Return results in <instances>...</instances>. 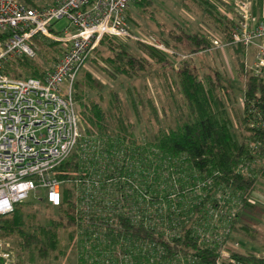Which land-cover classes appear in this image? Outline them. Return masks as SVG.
Segmentation results:
<instances>
[{
  "label": "trees",
  "instance_id": "1",
  "mask_svg": "<svg viewBox=\"0 0 264 264\" xmlns=\"http://www.w3.org/2000/svg\"><path fill=\"white\" fill-rule=\"evenodd\" d=\"M134 3L146 6V9L143 7L144 11L148 10L149 17H153L152 11L147 8L150 6V0H134ZM188 3L213 18L222 38L230 42L233 28L231 20L220 14L208 0H180L183 7ZM33 6L39 7L35 4ZM175 26L176 28L170 27L167 31L160 29L158 32V38L166 46L177 49L184 45L190 55L210 48L209 39L205 34L188 31L178 24ZM6 35V32H0V40ZM38 35L40 34L34 35L32 39ZM105 40L102 45H106L110 50V55L105 58L110 69L107 70L109 75L132 77L145 73L153 65L170 67L169 57L164 52L147 47L141 51V43L136 44L137 52H134L125 43H107L108 39ZM230 47L235 54L238 78H245L242 107L236 110L232 108L235 95L220 83L217 72L213 77L205 75L200 78L190 58L182 60L179 68L175 69L176 80L173 84L185 101L187 115L176 118L173 125H159L152 134L153 142H147L153 147L148 151L136 140L133 121L122 115L120 99L114 90L109 92L106 108H102L99 101L89 98L88 101H83L78 98L81 107L80 111H76L81 132L105 137L108 158L113 163L107 171H95L96 175L105 178L101 182L111 178L112 197L120 200L112 199L113 209L110 216H102L100 213L87 216L76 212L77 198L70 181L75 177H91L92 174L83 165L84 162L78 153L73 152L57 168L56 176L63 181L61 203L52 206L44 198L38 199L46 206L55 208L59 214L57 218L48 216L44 223L39 222L35 211H26L21 206L24 201L26 204H34L27 199L14 204L9 214L0 216V227L6 234L18 236L20 249L30 262H33L35 257L47 258L49 253L58 247L59 229H66L71 244L80 253L79 264H99L94 257L99 258L101 251L104 255L117 251L130 258L133 264H172L179 255L193 259V262L187 264H214L216 253L201 244L195 231L197 221L192 222L190 216L195 214L198 219L207 206L209 209L215 207L218 204L216 196L222 191H228V197L231 193L230 198L240 202L243 208L251 205L248 199L255 188L257 178L259 175L264 176V77L254 76L246 69L241 44H230ZM139 51L152 59V63ZM30 60L31 57L25 55L7 58L3 61L2 72L11 78L43 79L54 63L41 71L42 69ZM127 93L138 116V106L131 92L127 90ZM73 99L76 103L75 94ZM138 103L142 105L140 100ZM250 106L254 111L252 113L249 112ZM149 107L155 111L152 104L149 103ZM236 111L239 112L238 117L235 115ZM251 121L256 125L252 126ZM142 149L145 153L151 151L150 155L155 160L152 161L155 166H152L154 177L151 181L143 179L142 169L132 163L140 158L139 152ZM150 161L148 158V166H151ZM257 162L260 163L259 170L253 172L250 167ZM162 169L179 173L177 178L180 191L188 193L193 187L199 189L198 194L185 199L188 211L179 208L180 201L169 198L173 192L164 187L162 193L158 176ZM143 194L146 198H143ZM224 197L226 198V195ZM157 198L165 201L168 208L166 211L160 207L161 204L158 209L155 208ZM140 207L143 208L142 218H136L135 210ZM239 216L238 214L237 217ZM246 228L253 231L247 224L236 219L231 231L249 241L264 243V240L249 234ZM226 249L233 257L244 262H264V259L250 252H241L230 246H226ZM116 261L109 260L112 263Z\"/></svg>",
  "mask_w": 264,
  "mask_h": 264
},
{
  "label": "built area",
  "instance_id": "2",
  "mask_svg": "<svg viewBox=\"0 0 264 264\" xmlns=\"http://www.w3.org/2000/svg\"><path fill=\"white\" fill-rule=\"evenodd\" d=\"M131 2L52 0L49 5L35 7L25 0H0V32L7 33L0 41V216L9 214L14 204L30 194L58 206L62 200L63 181L56 176L57 168L73 152L78 153L92 174L67 180L74 187L76 212L87 216L112 214V199H120L112 197L111 178L101 182L105 178L95 172L111 167L107 139L81 132L72 88L77 73L93 57L104 36L151 45L166 54L171 52L154 35L130 29L127 10ZM234 9L237 19L229 43L241 44L245 51L253 48L251 63H246L247 70L254 76L264 77V18L252 16L246 0L235 2ZM61 19H65L66 25L60 32H54L53 24ZM36 34L61 42L59 58L43 79L5 75L2 72L4 60L35 55L32 37ZM249 112H254L252 106ZM251 125L256 124L251 121ZM143 198L146 195L143 194ZM216 198L218 204L210 209L207 206L198 219L196 217L195 225L201 244L216 253L214 264H264L244 262L225 251L226 246L239 247L238 242L233 246L227 242L241 204L234 199L233 208L224 211V195L220 193ZM142 209L135 210L136 218H142ZM2 231L0 227V234ZM6 244L0 238V255L7 258L9 252L2 249ZM108 254L101 251L100 257L95 256L94 260L99 264H133L126 256H121L116 263L109 262ZM188 262L193 259L179 255L172 264Z\"/></svg>",
  "mask_w": 264,
  "mask_h": 264
},
{
  "label": "rangeland",
  "instance_id": "3",
  "mask_svg": "<svg viewBox=\"0 0 264 264\" xmlns=\"http://www.w3.org/2000/svg\"><path fill=\"white\" fill-rule=\"evenodd\" d=\"M29 1L32 3L26 0V2L32 6L34 4L38 6L49 5L52 2V0ZM214 2L221 4V10L223 8L225 11V17L233 22L234 27L237 19L235 9H229L231 7L222 0H214ZM143 7L134 3V0H132L127 10L128 25L130 29L135 32L154 35L160 44H163L166 49H169L171 52L167 53V55L169 57L168 62L170 67L161 68L157 65H153L151 68H148L145 73L132 77L109 75L110 72L107 70L110 69L105 62V58L110 55V50L107 49L106 45H102L104 40L108 39L107 43H125L130 49H133L134 52L137 49L136 44L140 43L104 36L93 52L92 59L88 60L77 73L74 81L75 84L72 88V94H75L76 98L75 107L77 111H80L81 106L78 102V98H82L83 101H88V98L99 101L102 108H106L109 92L110 90H114L120 99V111L122 115L133 121L135 138H137L136 140L139 142L140 146H144L148 151L151 148L153 149V147L149 146L147 142H153L152 134L159 125H173L176 118L187 115L185 101L176 85L173 84V81L176 80L175 69L177 70L179 68L182 60L190 58L191 64L196 68L200 78L205 75L213 77L214 73L217 72L220 83H222L228 91L231 90L235 95L236 99L232 104L234 110L238 109V107L241 108L240 99L242 97V88L244 87L243 82L245 78L242 77L243 80L238 78V74L235 72V58L230 44L222 38L221 33H219V30L215 26L214 19L199 12L195 5L188 3L186 7H183L180 4V0H151L150 6L147 8L152 11V18L149 17L148 10L144 11ZM144 8L146 9V6ZM229 14L233 15L234 18H231ZM175 24L184 27L188 31H197L205 34L209 39L210 48L201 53L198 52V54L195 53L190 55L184 45L181 47L179 46L177 49L166 46L158 38V32L160 29L167 31L170 27L176 28ZM65 25V19H61L53 24L52 29L54 32H60ZM52 36H54V34H52ZM213 41H216V43ZM32 44L35 50V55L31 57L30 62L37 64V66L42 69L41 71L49 68L54 60L60 55L62 50V44L60 41L46 35H38L35 39H32ZM141 45H143L140 46L141 51H143L145 47L159 50L151 45ZM139 53L142 55L143 52L141 53L139 51ZM246 56L247 51L243 48L242 58L246 69H249L245 62ZM146 60L152 63V59L146 58ZM12 65L14 66V63ZM127 90L131 92L133 99L138 106V116L135 109L131 106ZM138 100L142 102L141 106L138 103ZM149 103L154 107V112L149 107ZM230 112L232 113V111ZM235 115L238 117L239 112L236 111ZM111 119H113V117H111ZM233 121H235V117H233ZM234 130L237 132L235 125ZM143 151L144 150L142 149V151L139 152L141 159L137 158L138 160H135L132 163L138 166L139 169H142L141 177H143V179L145 178L148 181H151L154 177V168H152V166H155L153 163L155 160H153V156L150 155L151 151L148 153ZM128 158L130 157L128 156ZM148 158L151 160V163L149 164L151 166H148L146 163L148 162ZM141 160L143 161L142 163ZM258 162L250 167L253 169V172L259 170L260 163ZM146 166H148L147 169ZM159 172L160 175L158 176L161 184V191L164 190L165 187L167 191L173 192L169 198L171 200L175 198L177 202L180 201L179 208L186 211L185 199L194 196L199 189L193 187L188 193L180 191L177 178V176L179 177V173L172 172V174L171 171L166 172L165 169H162ZM227 192L223 193L222 191L221 194L226 195L227 198ZM200 193L201 192H199V194ZM230 195L232 194H229L228 201L224 198V204L222 205V210L224 211H229L233 208L232 206L234 204H232ZM27 201H31L34 204H26L24 201L21 203V206L26 211H35L38 214V221L41 223H44L48 216L57 218L59 215L55 208L46 206L45 203L38 201V199L32 194L28 196ZM176 201L174 203L177 205ZM248 201L251 205L244 208L241 206L239 210L240 216L237 217V219H239L240 222L247 224L248 228L253 230L249 231L246 228L249 234L253 235L256 239L264 240V176H258L255 188L249 196ZM158 204H161L160 207L165 211L168 209L167 204L162 198H157L155 200V206H158ZM172 204L173 203H171V206H173ZM196 217L197 216L193 214L190 216V220L194 222ZM242 229L245 230L244 228ZM59 234L60 241L58 247L54 251H51L47 258L35 257L34 261L30 262L27 255L20 249V240L18 236L16 234H6L5 230L2 231L0 238L7 243L2 249L4 252H9V257L6 258L0 255V264H79L80 253L75 246L71 244L67 235V230L59 229ZM234 242H238L239 244V247L236 248L238 251L250 252L258 257H264V243L249 241L246 238L239 236L238 233L231 231L227 243L233 246L232 244ZM225 251L229 250L226 249ZM89 252L94 253V251L91 250H89ZM85 255L86 253H84L83 256ZM121 256L122 255L117 251H114L113 253H109L107 258L108 260L112 259V261H115L119 260Z\"/></svg>",
  "mask_w": 264,
  "mask_h": 264
},
{
  "label": "crops",
  "instance_id": "4",
  "mask_svg": "<svg viewBox=\"0 0 264 264\" xmlns=\"http://www.w3.org/2000/svg\"><path fill=\"white\" fill-rule=\"evenodd\" d=\"M151 1V0H150ZM215 8H216V10L220 13V14H222L223 16H225L224 15V10H223V8H222V10H221V4H218V3H215L214 2V0H208ZM223 2H225L226 4H228L231 8H229V9H234V6H235V2H237V1H239V0H222ZM247 2H248V4H249V10H250V12H251V14H252V16H254L256 19H261V18H264V0H247ZM222 6H224V5H222ZM127 14H128V11H127ZM230 15V14H229ZM231 16V18H234V16L233 15H230ZM222 36V35H221ZM208 50V49H207ZM231 50H232V52H233V55H234V58H235V54H234V51H233V49L231 48ZM206 51V50H205ZM253 51H254V49L253 48H249L248 50H247V56H246V59H245V62L247 63V64H250L251 63V60H252V55H253ZM199 53H201V52H199ZM196 54H198V53H196ZM142 56L144 57V58H147V59H149V57L146 55V54H144V53H142ZM235 72H237V70H236V65H235ZM243 97V96H242ZM242 97H241V107H242Z\"/></svg>",
  "mask_w": 264,
  "mask_h": 264
}]
</instances>
